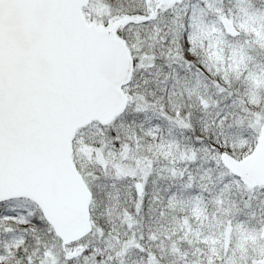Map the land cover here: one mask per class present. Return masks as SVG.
I'll list each match as a JSON object with an SVG mask.
<instances>
[{
  "label": "snow or ice",
  "instance_id": "1",
  "mask_svg": "<svg viewBox=\"0 0 264 264\" xmlns=\"http://www.w3.org/2000/svg\"><path fill=\"white\" fill-rule=\"evenodd\" d=\"M0 264H264V0H0Z\"/></svg>",
  "mask_w": 264,
  "mask_h": 264
}]
</instances>
